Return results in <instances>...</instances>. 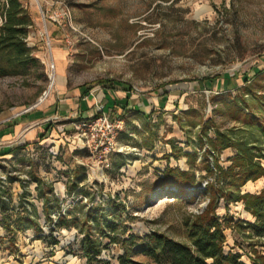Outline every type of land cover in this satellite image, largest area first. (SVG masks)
I'll return each mask as SVG.
<instances>
[{"label": "rangeland", "instance_id": "rangeland-1", "mask_svg": "<svg viewBox=\"0 0 264 264\" xmlns=\"http://www.w3.org/2000/svg\"><path fill=\"white\" fill-rule=\"evenodd\" d=\"M22 3L33 17L26 41L37 64L23 75L0 76V127L17 122L25 124L22 133L29 130L28 117L55 91L54 40L69 54V88L131 98L125 110H106L124 122L118 150L107 155L79 148L77 115L45 122L66 129L65 144L58 143L61 133L50 141L26 142L22 133L0 139V264H87L82 246L89 233L100 243L99 259L111 264L124 249L151 263L141 249L152 235L188 244V225L206 210L207 184L216 178L207 165L218 157L227 169L237 155L232 148L214 154L208 139L221 131L264 155V138L243 121L251 111L264 122V0ZM5 4L0 0V25ZM256 160L264 167V158ZM168 171L189 172L196 188L177 196ZM263 187L261 178L241 193ZM217 213L235 224L254 221L244 202L227 209L221 200ZM225 235V251L247 264L254 251L264 255L250 231L229 228Z\"/></svg>", "mask_w": 264, "mask_h": 264}, {"label": "trees", "instance_id": "trees-1", "mask_svg": "<svg viewBox=\"0 0 264 264\" xmlns=\"http://www.w3.org/2000/svg\"><path fill=\"white\" fill-rule=\"evenodd\" d=\"M3 11L4 22L0 25V76L23 75L30 66L37 64L26 41L33 17L22 0H6ZM234 104L236 106L238 103ZM236 111L239 113L242 109ZM243 121L247 127L257 129L264 138V122L254 112L248 111ZM208 142L214 154L232 148L237 150V155L227 169L219 165L218 157H215L213 166L207 165V174L216 178L213 183L207 184L206 192L210 200L206 210L188 225V244L164 235H152L141 249L151 263L136 261L131 251L124 249L123 254L116 258L117 264H247L239 253L225 251V231L229 228H237L240 232L250 231L251 236L264 246V187L256 194L241 193V188L248 182L264 178V167L256 160L264 158L263 149L248 141L233 139L221 131L216 132L215 140L208 139ZM171 176L174 182L167 185L176 187L177 196L182 198L188 196L187 189L197 186L195 177L189 172L168 171L165 179L169 180ZM221 200L227 209L231 202H244L246 211L254 221H239L235 224L229 214L220 217L217 209ZM30 218L28 216L27 221ZM64 222L65 219H60L55 225L59 228ZM57 244L58 241H55L54 245ZM82 250L87 264H111L110 261L99 259L102 252L100 243L90 233L84 237ZM250 264H264V255L254 251Z\"/></svg>", "mask_w": 264, "mask_h": 264}, {"label": "crops", "instance_id": "crops-1", "mask_svg": "<svg viewBox=\"0 0 264 264\" xmlns=\"http://www.w3.org/2000/svg\"><path fill=\"white\" fill-rule=\"evenodd\" d=\"M52 32V35H56V39L57 30L53 29ZM53 56L55 61V78L57 80L55 91H51L47 96L41 109L32 113L31 117H28L29 119L32 118V120H28L26 123V125H31L29 130L22 133L25 124L17 122L16 125L8 124L7 126L0 127V139L2 141H9L10 138L20 133H22L21 137H24V141L26 142H34L37 141L38 138L45 139L44 141H50L54 135L61 133L62 139L58 143L62 142L65 144L67 142L65 138L66 129L61 128V126H54L53 129L52 127L47 128L48 125L45 124L47 119L54 117L57 118V120L66 121L77 115L81 117V119L86 120L94 116L98 103L105 104V109H109V111H112V108L116 110V106H119L120 111L125 110L124 104H127V101L131 97L124 91L114 92V95H111V93L104 88L88 90L86 86H79L76 88L68 87L66 74L69 54L61 41L54 40ZM129 107H127V109ZM114 112L116 114V111ZM61 121L59 122L61 123ZM69 125H71V123L67 126L69 127ZM46 128L47 130H45ZM51 129L52 131L50 132ZM49 133L50 135L48 136ZM54 263L60 264L56 261L49 264Z\"/></svg>", "mask_w": 264, "mask_h": 264}, {"label": "built area", "instance_id": "built-area-1", "mask_svg": "<svg viewBox=\"0 0 264 264\" xmlns=\"http://www.w3.org/2000/svg\"><path fill=\"white\" fill-rule=\"evenodd\" d=\"M48 46L50 48L49 44ZM123 129L124 122L119 120L117 116L112 118V115L106 112L105 105L98 103L94 116L86 120L80 119L77 123L79 148L89 150L92 154L103 153L107 155L113 153L118 150L116 137Z\"/></svg>", "mask_w": 264, "mask_h": 264}]
</instances>
